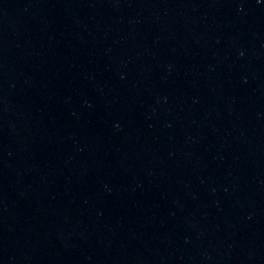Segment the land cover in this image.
Returning <instances> with one entry per match:
<instances>
[{
    "label": "water",
    "instance_id": "1",
    "mask_svg": "<svg viewBox=\"0 0 264 264\" xmlns=\"http://www.w3.org/2000/svg\"><path fill=\"white\" fill-rule=\"evenodd\" d=\"M0 264H264V0H0Z\"/></svg>",
    "mask_w": 264,
    "mask_h": 264
}]
</instances>
